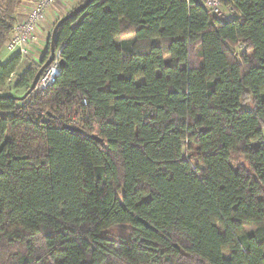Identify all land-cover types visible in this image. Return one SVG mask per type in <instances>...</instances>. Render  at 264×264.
I'll list each match as a JSON object with an SVG mask.
<instances>
[{"label": "trees", "instance_id": "16d2710c", "mask_svg": "<svg viewBox=\"0 0 264 264\" xmlns=\"http://www.w3.org/2000/svg\"><path fill=\"white\" fill-rule=\"evenodd\" d=\"M230 3L91 0L22 100L23 56L0 64V264H264V0Z\"/></svg>", "mask_w": 264, "mask_h": 264}, {"label": "built area", "instance_id": "2783aa9c", "mask_svg": "<svg viewBox=\"0 0 264 264\" xmlns=\"http://www.w3.org/2000/svg\"><path fill=\"white\" fill-rule=\"evenodd\" d=\"M60 0H22L17 11L13 29L4 42L7 52L30 56L38 48L44 54L49 41V30L46 29V13ZM231 0H198L208 13L218 20L236 18V10ZM62 47L54 51L52 62L41 72L36 87L38 91L48 90L55 82L60 71L59 60ZM38 54V53H37ZM39 55V54H38ZM83 104L86 101L82 100Z\"/></svg>", "mask_w": 264, "mask_h": 264}, {"label": "water", "instance_id": "95a60500", "mask_svg": "<svg viewBox=\"0 0 264 264\" xmlns=\"http://www.w3.org/2000/svg\"><path fill=\"white\" fill-rule=\"evenodd\" d=\"M195 2H198V0H193ZM91 2V0H85L83 3H81L80 5H78L77 7H75L74 9H72L70 12H68L66 15H64L62 18H60L56 24L54 25L52 31H51V34H50V40H49V55L47 57V59L40 65V67L38 68L37 72L35 73L28 89L25 91L24 94L20 95V96H17L18 99L22 100L24 99L30 92H32L35 87H36V84H37V81L40 77V74L41 72L52 62L53 58H54V51H55V47H54V42H55V36H56V32H57V28L59 26V24L66 20L68 17L74 15V14H77L78 12L82 11L85 6H87L89 3ZM59 63H60V67L63 66L64 64V61L63 59L61 58L59 60ZM93 138L99 140V141H102L100 138H98L97 136L95 135H92Z\"/></svg>", "mask_w": 264, "mask_h": 264}, {"label": "crops", "instance_id": "0c3cea01", "mask_svg": "<svg viewBox=\"0 0 264 264\" xmlns=\"http://www.w3.org/2000/svg\"><path fill=\"white\" fill-rule=\"evenodd\" d=\"M75 2V1H74ZM73 0H61L59 1L55 6H53L49 11H48V14H47V20H46V29L49 30V33L51 34V31H52V27H53V24L54 22L58 19V18H62L63 15H65L73 6L72 4L74 3ZM77 2V1H76ZM75 2V3H76ZM74 3V4H75ZM20 7V5H19ZM19 9V8H18ZM49 34V35H50ZM49 40H50V36H49ZM49 45V41H48V44ZM5 49H2V51H4ZM47 50V48H46ZM6 51V50H5ZM42 51V50H40ZM37 49H35L33 52H32V55L30 56H25L27 58H29L28 60L30 61H33V62H39L40 58L42 57V53H39L40 52ZM39 55H38V54ZM24 60V59H23ZM26 61V59H25Z\"/></svg>", "mask_w": 264, "mask_h": 264}, {"label": "rangeland", "instance_id": "374dc122", "mask_svg": "<svg viewBox=\"0 0 264 264\" xmlns=\"http://www.w3.org/2000/svg\"><path fill=\"white\" fill-rule=\"evenodd\" d=\"M61 1V0H60ZM78 2L79 0H73V2ZM74 2V3H75ZM76 2V3H77ZM72 4V6H74L75 4ZM46 17H47V13H46ZM237 17V16H236ZM240 46V48H243L241 45H239ZM3 49H4V47H3ZM15 53H11V52H7V51H1V53H0V64H2V63H5L9 58H11L13 55H14ZM24 60H23V63L20 65V67L18 68V70L16 71V74L8 81V83H6V85H5V87L2 89V93L3 92H14V93H16L17 95H21L22 93H23V90L22 89H17V90H13L12 89V84H14V81H15V79H16V77H17V75H19V74H21L24 70H25V68L30 64V60H28L29 58H27V57H22ZM25 59H26V61H25ZM250 103V102H249ZM255 228V226L253 225V224H249V225H247L246 226V231H251V230H253ZM112 231H114V232H117V233H124L123 231H120V230H112Z\"/></svg>", "mask_w": 264, "mask_h": 264}]
</instances>
